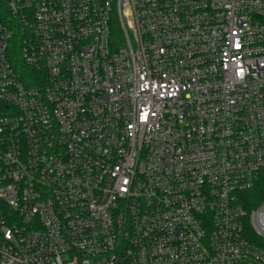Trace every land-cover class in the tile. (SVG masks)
I'll return each instance as SVG.
<instances>
[{
  "label": "built area",
  "instance_id": "1",
  "mask_svg": "<svg viewBox=\"0 0 264 264\" xmlns=\"http://www.w3.org/2000/svg\"><path fill=\"white\" fill-rule=\"evenodd\" d=\"M0 264H264V0H0Z\"/></svg>",
  "mask_w": 264,
  "mask_h": 264
}]
</instances>
